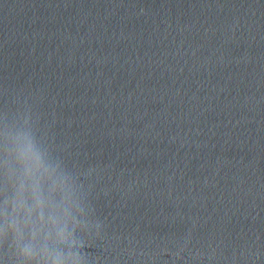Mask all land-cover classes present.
<instances>
[{
  "label": "clouds",
  "instance_id": "obj_1",
  "mask_svg": "<svg viewBox=\"0 0 264 264\" xmlns=\"http://www.w3.org/2000/svg\"><path fill=\"white\" fill-rule=\"evenodd\" d=\"M91 170L72 163L27 100L0 106V264H99Z\"/></svg>",
  "mask_w": 264,
  "mask_h": 264
}]
</instances>
